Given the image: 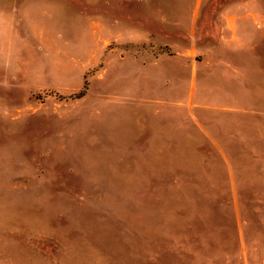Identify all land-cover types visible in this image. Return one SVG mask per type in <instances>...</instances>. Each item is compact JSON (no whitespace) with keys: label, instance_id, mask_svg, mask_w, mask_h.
<instances>
[{"label":"rangeland","instance_id":"obj_1","mask_svg":"<svg viewBox=\"0 0 264 264\" xmlns=\"http://www.w3.org/2000/svg\"><path fill=\"white\" fill-rule=\"evenodd\" d=\"M262 83L264 0H0V264H264Z\"/></svg>","mask_w":264,"mask_h":264},{"label":"crops","instance_id":"obj_2","mask_svg":"<svg viewBox=\"0 0 264 264\" xmlns=\"http://www.w3.org/2000/svg\"><path fill=\"white\" fill-rule=\"evenodd\" d=\"M264 85V83H262ZM260 85V89L263 90L264 89V86L263 85ZM262 99H264L263 95H262Z\"/></svg>","mask_w":264,"mask_h":264}]
</instances>
